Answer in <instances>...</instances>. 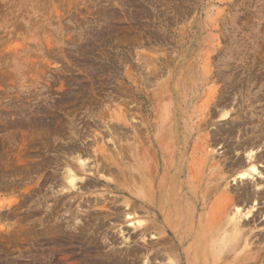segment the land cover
Here are the masks:
<instances>
[{
  "label": "rangeland",
  "instance_id": "1",
  "mask_svg": "<svg viewBox=\"0 0 264 264\" xmlns=\"http://www.w3.org/2000/svg\"><path fill=\"white\" fill-rule=\"evenodd\" d=\"M166 110L186 159L264 155V0H0V264H167L120 170L126 112L147 141Z\"/></svg>",
  "mask_w": 264,
  "mask_h": 264
},
{
  "label": "bare ground",
  "instance_id": "2",
  "mask_svg": "<svg viewBox=\"0 0 264 264\" xmlns=\"http://www.w3.org/2000/svg\"><path fill=\"white\" fill-rule=\"evenodd\" d=\"M217 103L225 106L220 112L227 118L230 100L218 99ZM172 116V111H164L158 139L155 135L144 141L136 128L131 134L127 131L131 122L127 112L125 115L120 170L125 195L142 209L134 223L139 236L148 241L145 236L155 233V259L167 264H264V234L258 230L264 207L255 209L264 202V171L259 172L257 166L264 155L255 157L259 145L254 141L239 144L238 149L247 154L248 165L244 159L235 160L227 174L225 164L207 154L209 138L196 143L187 159L184 157L185 147L172 139ZM173 130L177 131L176 126ZM177 136L181 138L179 133ZM77 159L78 171L83 174L86 162ZM230 177L242 186L229 188ZM79 178L72 169L64 174L70 188L76 187ZM248 203L254 205L244 213L242 206ZM149 259L143 264H151Z\"/></svg>",
  "mask_w": 264,
  "mask_h": 264
}]
</instances>
